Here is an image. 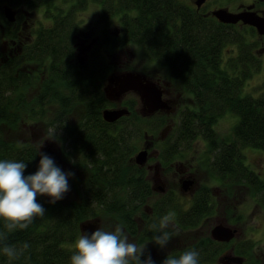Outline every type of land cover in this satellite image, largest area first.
<instances>
[{
    "label": "trees",
    "instance_id": "obj_1",
    "mask_svg": "<svg viewBox=\"0 0 264 264\" xmlns=\"http://www.w3.org/2000/svg\"><path fill=\"white\" fill-rule=\"evenodd\" d=\"M17 1L19 7L23 5L24 8L27 4L39 6L45 3L49 15V6L56 5L54 0ZM97 1L103 5V19L117 14L120 21H117L119 27L114 29L117 36L107 39V35L111 36L113 30L106 29V38L98 40L92 55L94 59L95 53L100 54L98 48L103 44L110 43L116 48L129 41L139 42L153 61L171 67V79L181 78L185 89L195 95L193 107H186L177 125L172 126L170 136L159 143L160 161L169 163L184 156L192 148L194 139L199 135L203 136L208 142L210 154L207 163L212 165L214 172L219 173L228 185L247 183L257 200L264 205V172L252 170L243 163L242 157L247 146L264 151V95L253 99L249 94L235 91L233 87L235 82L247 79L259 64L249 65L248 56L243 52L234 60L233 57L225 59L219 51L214 53L211 49L216 47L218 40L211 46L213 33L226 28L214 20L207 21L210 18L197 16L195 7L188 8L187 1ZM75 3L79 7L88 2L73 0L72 5ZM19 9L20 15L26 16L23 12H31ZM73 12V9L65 10L60 7L57 13L64 16L61 19L68 26L33 30L32 34L37 33L41 39L35 44L22 40L19 28L14 27V23L6 19L5 15L0 21L1 39H6L9 44L7 47L10 48L5 51V57L9 58L4 60L5 64H0V160L23 161L27 164L25 176L38 170L42 153L39 144L33 140L13 138L9 130L10 127L16 129L27 121V117L35 115L42 120L43 117L38 114H44L43 104L50 102V105L57 107L56 115L51 121L62 130L73 164L79 170L88 172L86 177L75 179L74 183L80 186V193L73 200L61 199L50 203L51 199L45 194H37V202L44 207L46 213L43 217L34 218L27 229L9 233L6 241L18 248L27 243L29 248L19 259L11 261L0 251V264H71V256L77 251L76 241L83 235L81 223L89 219L109 217L130 237H136L139 243H143L152 240L153 232L149 226L158 224L164 215L172 214L180 233L189 229L188 226L199 224L212 210L208 206L209 187L194 195L195 210L188 214L173 203L174 197L151 200L154 193L153 178L149 176L146 165L136 162L135 155L147 138L146 134H155L165 124L167 113L159 110L153 116L143 115L135 106L139 101L137 96L134 100H125L131 110L129 114L114 122L104 118L103 110L114 104L106 98L100 81L109 74L111 62L103 57L90 64V55L81 57L76 64L69 63L77 38L75 24L74 28L71 25ZM3 13L1 8L0 14ZM200 29L205 33L209 31L206 43L203 44L199 37ZM173 30L175 32L171 38ZM191 31H194L193 35L190 34ZM243 33L240 30L239 47L246 48ZM21 40L22 43H19ZM14 42L17 44L13 46ZM18 44L21 45V52L16 55V49H13ZM189 47L193 50H189ZM10 51L14 56L9 55ZM28 59L42 62L43 65L49 60L51 65V73L45 74V85L49 93L43 92L41 97L35 94L32 104H28L23 98L32 85L29 81L30 73L25 70L35 71L29 65H21L22 61ZM229 64H232L237 75L229 71ZM45 96L47 99H44ZM36 99H39V105H35ZM80 103L85 104V111L78 122H75L69 115ZM228 112L237 113L238 122L232 128V138L219 140L221 136H218L215 123ZM148 205L151 211L146 210ZM4 223L0 218V231H6ZM199 239L152 259L155 264H162L168 255L179 257L185 251L196 250L199 252V264H222L217 260L221 250L219 241L214 242L209 234ZM246 249L249 252L250 247ZM147 252L145 249V256L141 259L146 258ZM130 264H135V261L130 259Z\"/></svg>",
    "mask_w": 264,
    "mask_h": 264
},
{
    "label": "rangeland",
    "instance_id": "obj_2",
    "mask_svg": "<svg viewBox=\"0 0 264 264\" xmlns=\"http://www.w3.org/2000/svg\"><path fill=\"white\" fill-rule=\"evenodd\" d=\"M72 1L73 0H54L56 5L53 7L49 6L51 9L50 15L47 13L46 9H48V7H46L45 3L39 6L27 4L25 8L22 4H20L22 6L19 7V2L17 0H10L7 3L15 8L31 11L30 13L23 12L26 16L22 15L18 21V25L16 26L19 28V36H21L22 40L25 42H29V44H35L36 41L40 42L41 40L37 33L35 35L32 34L33 30L36 31L39 28L50 26L55 29L68 26V24L61 19V17L64 16L59 15L57 12L60 7H63L65 10L73 9L74 12L71 25L74 28L75 24V28L77 29L75 31L77 38L74 41L75 47L73 49V55L69 58V61H71L69 63L73 62L76 64V62L80 61V57L83 56L85 58V54L87 57L91 55L90 60L92 63L90 64H93L95 59L98 60L103 57L104 59L109 60L112 68L105 78L104 85L107 83V77L112 72L120 70H138L146 72L156 79L160 78L162 81L160 82L161 84H165L164 81L168 80L171 83L170 90L172 91L174 97H172V103L170 102V111L164 110L165 113H167V115H165L166 122L155 131V134H146L147 138L143 140L141 148L137 151L138 153L142 149H146L145 146H148L149 155L148 161L145 165L148 167L149 176L153 178L152 186L154 193L151 196V200L154 201L164 196V191L161 190V186L168 189L174 188L176 193L172 196L174 197L173 203L186 214L195 210L193 205L195 204L194 202L196 198L190 192L191 187L194 185L190 187V184L187 183V188H185L186 190L183 192L185 186L182 187L184 182L180 180V177L182 176V171L184 169L190 170L189 174H192L190 178H197L199 183L198 185L201 184V186H205L204 188H210L208 206L212 209L211 213L205 215L199 224L188 226L190 227L189 229L181 231L179 235L175 239L172 238L165 247L161 248L153 240H146L143 243H139V239L136 237H130L128 233L123 231L127 235L128 241L139 247H143L146 244L145 249L148 251L147 254L150 253L151 257H156L162 253L167 254L168 252H171V249L178 244L180 245L182 243L186 245V243L188 244L195 240L199 241L200 237L206 235L207 233L210 235L212 228L222 222L226 225L228 224L234 227L236 229V236L232 241L222 242L218 258L221 260V256H223V259L227 262H233L234 260H231V257L234 255V253H232V247H234V250L237 253L249 256V264H264V205L257 200V196L253 193L251 186L247 183L242 182L235 183L234 185H228L222 180L219 173L214 172L212 165L207 163L210 154L208 152V142L203 136L199 135L194 139L192 142V148L187 150L184 156L177 157L169 163L160 161L159 143H161L162 139L170 136L172 126L177 125L180 115L184 113L186 107L191 104L193 107L194 104L188 100L187 96L189 92L185 89L184 81L181 78L171 79V67L169 65L168 67L167 64H161L159 61H153L152 57L146 53L145 48L140 45L139 42L135 41H129L128 43L122 44L116 48L111 46L110 43L103 44L98 48L100 54L95 53L94 59L92 55L94 54V50H96L95 45L98 43L100 38H106L105 30H113L111 31V36L106 34L107 39H113V37L118 35V33L114 32V29L119 27L117 22L120 21L119 16H117V14H113V18L109 15L108 19H103L101 14L103 12V5H101V3L97 0H87L88 3H83L79 7L76 3L72 5ZM184 1H187L189 4L194 2V0ZM226 1L228 2V0ZM246 1L248 2V0ZM133 2L135 3V1ZM229 5L232 6L231 3H229ZM52 8H54V10ZM210 27L212 28V26ZM228 29L229 28L225 30ZM201 30L202 29L198 31ZM202 31L199 32V37L202 38L209 33V31H207V33ZM174 32L175 31L173 30L172 36H170L171 38H173ZM191 32L192 33L190 34L193 35L194 31ZM194 35L198 34L194 33ZM22 40L19 41V43H22ZM4 41V39H0V52H2L0 58H5L6 51L1 48L9 45L3 43ZM16 44H13V46ZM231 46L232 44L230 43L225 44V59L232 57L229 53V48ZM20 48L21 45L19 44L17 45V48H14V50L16 49V55L21 52ZM0 64H5V61L1 60ZM21 65H29V67L35 69V71L31 72H29L28 69L25 70L30 73L31 78L29 81L32 82V85L28 88L26 95H24L23 98L28 101V104H32L34 98L33 96H35V94L36 96L41 97L43 92L49 93L47 86L45 85V74L48 75L51 73V65L49 60L45 61V65H43L42 62H35L30 59L22 61ZM228 69L232 74H235L232 64L228 65ZM260 72L261 71L257 72L254 77L255 79L253 80L243 79L244 81L242 82H235L233 86L235 91L239 90L244 94L252 92L256 96L264 95V82H257L258 80L264 78V74ZM96 73H99V71ZM134 97H136L134 93H129L126 98H124V101L127 99L134 100ZM44 99H47V97L45 96ZM39 104V99H36L35 105ZM43 105L45 106L44 114H38L41 118L43 117L42 120H39V118L35 115L34 117H27V121L22 122L16 129H12L10 127L9 131L12 133L11 135L13 138L33 140L39 144V147L43 144L46 138L49 139L48 141L54 142L53 144L48 143L46 145L50 144V147L53 146V148L62 155L63 162L58 163L57 166L66 173H73V175L67 177L70 190L63 198L67 199L66 201H70L75 199L80 193V186L77 183H74L75 179H77V177H86V173L88 172L81 169L79 170L77 166L73 164V159L67 152V140L62 133V130H59L60 128L54 125L51 121L56 115L57 107H55V105H50V102L44 103ZM135 106L141 113L142 108L140 100L136 102ZM84 111L85 104L80 103L73 111L70 112L69 118L78 122L84 114ZM156 112L151 114H142L153 116L157 114ZM237 122V114H231L230 112L218 119L215 126L216 130L219 132L218 136L219 134L221 136L219 140H222L223 138L229 140L232 138V128ZM54 130L55 136L51 137ZM243 152L242 157L244 164L246 163L248 167L256 172H264V151L262 149L247 146L244 148ZM157 173H159L158 179L155 180L154 177ZM44 196L51 199V197L47 194ZM116 226H118L116 222L109 217L98 221V228H103L105 231H111V229L114 230ZM249 247V252H247L248 250L246 248ZM223 264L230 263L223 262Z\"/></svg>",
    "mask_w": 264,
    "mask_h": 264
},
{
    "label": "clouds",
    "instance_id": "obj_3",
    "mask_svg": "<svg viewBox=\"0 0 264 264\" xmlns=\"http://www.w3.org/2000/svg\"><path fill=\"white\" fill-rule=\"evenodd\" d=\"M55 130L51 137L55 136ZM40 156L38 170L27 176L24 175L27 164L23 161L0 160V218L6 229L0 231V251L10 261L23 256L29 245L24 243L18 248L6 243L8 234L27 229L34 218L46 213L37 202V194H47L51 197L50 203H55L70 190L67 177L73 173L62 171L49 155L40 153ZM149 229L153 232L152 240L161 248L180 231L171 213L164 215L158 224L150 225ZM75 248L77 251L71 256V264H130V259L135 264H155L150 253L141 259L145 256L146 244L139 247L130 243L119 225L115 231L99 227L90 234L85 232L77 239ZM162 264H199V252L188 250L179 257L168 255Z\"/></svg>",
    "mask_w": 264,
    "mask_h": 264
},
{
    "label": "flooded vegetation",
    "instance_id": "obj_4",
    "mask_svg": "<svg viewBox=\"0 0 264 264\" xmlns=\"http://www.w3.org/2000/svg\"><path fill=\"white\" fill-rule=\"evenodd\" d=\"M7 2L8 1H6V0H0V13H1V8H3V10H4V13L2 15L0 14V21H2L3 15H5V18L10 20V22L14 23V27H16L18 25V21L22 17V15H20L21 10L18 9V8H15L14 6L10 5ZM223 3H226V4H223ZM229 3H231L232 6L229 5ZM187 4H188V2H187ZM191 6L195 7L194 9H195V12H196L197 16H202V17H204L206 19L210 18L207 21H213L214 20V21H216L219 24L222 23V26H224V28H226V29L229 28L228 30H223V31H218V32L213 33L214 36H212V39H211V46H213L215 41L218 40L217 43H216V47L214 49H211V50H214V53H217L219 51V53H223V56H224L225 44L230 43V44H232V46L229 48V51H230L229 53L232 55L233 60L239 53L243 52V54H246L248 56L247 61H248L249 65L256 64V63L259 64V67L257 68L256 71L254 70L251 73H249V75L247 77L248 80L249 79H252V80L255 79L254 77L256 76L257 72H259V71H261L260 73L264 74V0H248V2L246 0H230V1L228 0V2L226 0H205L200 6L197 4V0H194V2L192 4H188V8L191 7ZM9 7H11V9L14 10V13H15L14 19H10L9 16H7V14H6V11L9 9ZM220 8H226L229 11L235 12V13H239V12L249 13L251 15V17L253 18L252 22H254V23H247L243 19H239L238 21H234V22H224V21L220 20L214 14V10H217V9H220ZM257 21L260 24H258ZM240 30L242 32H244L243 35L245 36V39H246V42H247L246 43L247 44L246 48L239 47V33H240ZM0 39H1V34H0ZM189 39H191V38H189ZM4 40L5 41L3 43L8 44L7 40L6 39H4ZM200 41L202 42V44L206 43V36L203 37V38L200 37ZM190 42L192 43L193 41H190ZM14 43L16 44V42H14ZM189 48H190L189 50H193L192 47H189ZM1 49L8 51L10 48L5 46V47H2ZM9 55L10 56H14V54L11 51L9 52ZM85 56H86V54H85ZM8 58H9V56L8 57L6 56L5 58L1 57L0 59L2 61H4V60H7ZM227 60H229V59H227ZM238 66H237V68H238ZM122 71H126V70L115 71V72H112L110 75H112L113 73H120ZM144 73H146V72H144ZM110 75L107 77V83L105 85H104L105 78L100 81L102 83V85H103L102 89L104 91V94H105L106 98L108 100H110L114 104L113 106L111 105L110 107H107V108H113V107H116V106H118V107H128L127 104H126L127 101H124V98H126V96L129 93H127L120 100H113V99H110L107 96L105 88L109 84ZM147 75L152 80H154L155 82H158L161 85V87L164 88V90H165V92L163 94L164 98L169 99L170 102L172 103V100H173L172 97H174V96L172 94V91L170 90V84L171 83L168 80H166V81H164L165 84H161L160 82H162V81L160 80V78L156 79V78L152 77V75H149V74H147ZM235 75H237V73H235ZM257 82H264V78L258 80ZM248 94L253 99L256 96L252 92H249ZM135 96L137 97L138 95L136 94ZM187 97H188V100H190L192 103H194L196 101L195 95L192 94V93H188ZM138 98H139V96H138ZM253 99L251 101H253ZM140 103H141V101H140ZM123 105H126V106H123ZM141 105H142V103H141ZM141 113H143V112L141 111ZM230 113L231 114H237L235 112L234 113L230 112ZM189 171L190 170H188V169H184L182 171V176L180 177V180L182 182H184V183L187 182V181H191L189 183L190 187L192 185H194L193 187H191V191H190L192 195H195L196 193L203 192V189H204L205 186H201V184L198 185L199 183H198L197 178H194V179L190 178L192 174H189ZM158 174L159 173H157V175L154 177L155 180L158 179ZM182 187H184V185ZM161 190L164 191L163 192L164 196H162L163 198L167 197V196L168 197H172L174 195V193H176L174 191V188L168 189L166 187H162L161 186ZM184 190H186V189L184 188L183 192H184ZM209 192H210V188H209ZM149 209L150 208H149V205H148L146 207V210L147 211H151ZM139 218H141L143 220L142 217H139ZM207 235H208V233L206 235H203L202 237L207 236ZM210 235L212 237V230H211ZM213 241L216 242V243H217V241H219L218 244H222V242H223V241L217 240L215 238H213ZM183 245L184 244H181V245L178 244L175 247L178 248L179 246H183ZM173 249H171V250L173 251ZM234 249L235 248L232 247V250H233L232 253H234V255L231 257V260H234L233 262H227L226 260L223 259V256H221V260L217 256V260L219 262H221L222 264H223V262L230 263V264H249V260H248L249 256L248 255H241V254L237 253ZM161 255H165V254L162 253L159 256H161Z\"/></svg>",
    "mask_w": 264,
    "mask_h": 264
},
{
    "label": "water",
    "instance_id": "obj_5",
    "mask_svg": "<svg viewBox=\"0 0 264 264\" xmlns=\"http://www.w3.org/2000/svg\"><path fill=\"white\" fill-rule=\"evenodd\" d=\"M204 1L205 0H197V4L200 6ZM6 14L10 19H14L15 17L14 10L11 9V7L6 11ZM214 14L224 22H234L243 19L247 23H254L252 22L253 18L251 15L246 12L235 13L226 8H220L214 10ZM257 23L260 24L258 21ZM105 91L107 96L113 100H120L129 92L136 93L142 103V112L145 114H151L158 110L170 111L171 109L170 100L163 96L165 92L164 88L143 71L126 70L120 73H113L109 77V84L106 86ZM129 113L130 109L128 107H113L104 109L103 116L107 121L114 122ZM48 143L53 144L54 142L46 140L45 145L41 146L42 152L53 158L55 163L62 162L63 158L61 154H59L53 146L50 147V144L46 145ZM145 148L146 149H142L135 156L136 162L141 165H145L148 161V146ZM190 182L191 181L185 182L184 188H187V183ZM65 195L66 193L64 196ZM98 221L99 218H95L81 223L82 234L84 235L85 232L90 234L98 229ZM235 236L236 229L222 222L212 229V237L221 241H231Z\"/></svg>",
    "mask_w": 264,
    "mask_h": 264
}]
</instances>
